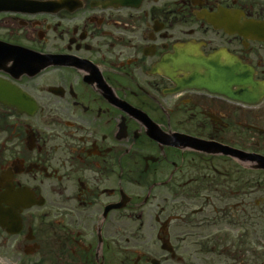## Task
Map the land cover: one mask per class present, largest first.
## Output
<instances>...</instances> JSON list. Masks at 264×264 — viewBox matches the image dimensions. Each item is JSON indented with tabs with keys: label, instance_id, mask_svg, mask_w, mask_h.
I'll list each match as a JSON object with an SVG mask.
<instances>
[{
	"label": "flooded vegetation",
	"instance_id": "flooded-vegetation-1",
	"mask_svg": "<svg viewBox=\"0 0 264 264\" xmlns=\"http://www.w3.org/2000/svg\"><path fill=\"white\" fill-rule=\"evenodd\" d=\"M206 60L264 85V0H0V264H264V86Z\"/></svg>",
	"mask_w": 264,
	"mask_h": 264
},
{
	"label": "water",
	"instance_id": "water-1",
	"mask_svg": "<svg viewBox=\"0 0 264 264\" xmlns=\"http://www.w3.org/2000/svg\"><path fill=\"white\" fill-rule=\"evenodd\" d=\"M226 67L222 68V73H225V76L221 77L220 79L218 77H215L212 73L213 68L210 67V77L208 82V85L211 87V89H214L213 87L216 85V80L217 84L221 86L226 85V93L232 94L230 89V86L232 84L235 85H240L243 88L247 87V85L254 84L255 82L252 80L251 77V70L248 68V66L244 63H241L240 61H235V62H226L225 64ZM246 73L249 77L244 76V75H236V74H242ZM205 81V80H203ZM206 84V81L205 83ZM245 93V91H243ZM261 178V174H260ZM264 194V193H263Z\"/></svg>",
	"mask_w": 264,
	"mask_h": 264
}]
</instances>
